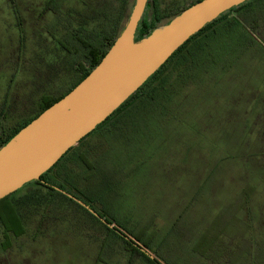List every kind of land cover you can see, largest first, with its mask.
Returning <instances> with one entry per match:
<instances>
[{
	"label": "rangeland",
	"instance_id": "374dc122",
	"mask_svg": "<svg viewBox=\"0 0 264 264\" xmlns=\"http://www.w3.org/2000/svg\"><path fill=\"white\" fill-rule=\"evenodd\" d=\"M192 1L149 0L147 6L163 24ZM100 2L0 0V106H9L10 121L29 113L42 93L57 94L71 82L58 43L66 35V13L72 22L84 15L90 28L98 19L94 12L88 17L89 7ZM133 2L121 10L123 25ZM241 12L239 19L254 25L246 27L264 45V0ZM216 46L232 62V39ZM250 49L230 68L213 66L207 77L199 72L198 91L173 108L182 109L174 114L178 119L132 109L118 130L106 123L68 154L65 166L81 189L87 167L77 153L91 160L93 173L83 188L94 198L88 204L127 232L142 231V239L152 234V250L172 264H264V51ZM36 187L30 183L12 195L22 202L25 231L6 237L0 225V264H127L124 245L118 239L105 245L106 231L96 219L62 197L48 200ZM5 239L10 246L3 249ZM195 248L208 250L202 255ZM132 264L143 262L134 257Z\"/></svg>",
	"mask_w": 264,
	"mask_h": 264
},
{
	"label": "trees",
	"instance_id": "16d2710c",
	"mask_svg": "<svg viewBox=\"0 0 264 264\" xmlns=\"http://www.w3.org/2000/svg\"><path fill=\"white\" fill-rule=\"evenodd\" d=\"M115 1L116 5L113 2L104 0L103 3H96L95 7L93 5L89 7V13L87 14L88 17L91 15V12H94L96 14L95 20L98 19V22H95V26L90 28L88 27L89 23L84 15L81 14L82 16L76 18L74 23V21L72 22V20L69 18V13H66V18H68V24L66 22L64 25L66 29V35L62 36L58 43L60 44V47L66 51L67 68L69 67L68 69L71 70V76L69 77L71 82L66 86V88H63L57 94L42 93L36 101L34 107L29 110V113H27L28 111H25L24 114L17 116L19 117V120L16 121L15 119L14 122L13 120L10 121L11 117L9 118V106L6 104L1 105L0 147L5 142H7L8 139L11 138L21 127L26 125L44 109L49 107L52 103L70 91L100 61L102 56L114 41L115 37L123 28V24L121 23V10L125 9L127 0ZM197 1L198 0H194L182 6L181 8L175 9L173 12H171V16L166 22L181 12L184 8ZM255 1L260 0L244 1L239 5L233 6L222 12L214 20L205 24L198 32L189 37L186 42H184L177 50H175L172 55L152 75H150L136 91H134L122 104L119 105L118 108H116L91 132L93 133L95 129L98 130L101 126L106 125V123L111 124L106 126V128L108 127L107 129L110 127L118 130L120 126H122L123 122L129 121L127 116L134 110L147 112V110L153 108L155 110L154 115L157 114L158 116L163 117L170 115L174 106L180 108V106L184 105L183 102H185L187 97L190 96L192 92H195V90L198 91V85L193 83H196L198 80H200L197 78L199 72L203 71L202 76H211L214 71L213 66H215V68L224 70L225 68H230L233 66L234 58H241L243 53L248 52V49L250 48H254V51H264V45H259L257 40L252 37L253 35L250 30H248L246 27V25H251L252 27H254V25L251 23L246 24L241 21V19H239V16H242L243 14L241 10L245 6L251 5ZM148 2L149 0H147L141 19L138 21L134 40H139L142 37L147 36L153 28L161 23L163 16L158 15L157 10L149 11L147 6ZM52 10L55 11V13L59 12L55 7H53ZM234 12L235 15L233 14ZM225 15H228L229 18H227L225 21H221ZM60 16L57 17L60 18ZM63 16L65 17V15ZM249 19L254 21V18L252 17H249ZM230 38L234 44V49L232 50L234 51V56L232 62L229 63L227 61V56L229 55L227 50L221 52L218 51V49L216 51L212 48L221 41H228ZM212 54H214V58ZM189 83L193 85L191 86L192 88L190 87L189 90H185L186 93L181 95L184 91V88L187 85H190ZM142 91L143 93H141ZM153 109L151 110L153 111ZM178 110L177 113H172L175 119H178L177 116L181 115L179 112L182 111V109L179 111ZM91 132L80 139L76 145L68 149L66 153H64L52 167L40 175L39 179L32 180L28 183H25L24 185L33 183L37 186L36 191L38 190V192L48 200H50L53 195L60 198L62 197V202L65 200L67 203L72 202V204L79 210H83L91 218L96 219L95 221L104 227L106 231L104 242L105 245L108 240L110 242H114L117 239L121 241L122 245H124V250L128 253L127 264H132L134 257L140 259L143 264H163L159 259L163 260L164 264H172L164 260L159 254H157L155 250H152V234H150L145 239H142V231L138 234L127 232L125 230V226L121 225L105 210L99 208V214L101 217L104 218L108 223L113 221L117 228L114 226L109 227L100 219L95 218V216L87 211L86 208L75 202L70 197L66 196L61 191L53 187H46L45 185L38 182L40 180L49 181L54 185V187L60 188L75 197L77 196L73 193L81 196L83 198L81 200L86 204H94V198H91L90 195L83 189L88 186L87 179L89 178V174L93 173V171H90L93 170V166L90 162L91 160L86 158V155L83 153L85 151L80 150L77 153L80 161L88 168H84V170H87V172L82 178L85 182V187L81 189L77 186L76 181L78 178L75 171H70L65 166L69 152L75 150L74 148H77V146L82 144L84 140L92 134ZM53 170H55L54 174ZM70 190H72L73 193ZM16 191L10 193V196H12ZM45 194H47V196ZM9 201V195L0 199V203H6L4 211H2L0 208V225L3 227L4 236H6L5 233H10L14 237H18L25 231L21 215L17 211L19 210L18 203L22 202L19 198L15 199V204L13 206L9 203ZM36 206L38 205H33L32 208L36 209ZM93 209L96 210V208ZM116 229H118L120 232H118ZM124 234L129 238H126ZM133 241L145 248V251L149 250L153 257L148 255V251H142L139 247L134 245ZM1 246L3 249H6L10 246L9 241L6 239L3 240ZM193 250L204 255V251H207L208 249L201 251L200 249L195 248Z\"/></svg>",
	"mask_w": 264,
	"mask_h": 264
},
{
	"label": "water",
	"instance_id": "95a60500",
	"mask_svg": "<svg viewBox=\"0 0 264 264\" xmlns=\"http://www.w3.org/2000/svg\"><path fill=\"white\" fill-rule=\"evenodd\" d=\"M244 1L247 0H198L168 22L153 28L147 36L134 40L147 3V0H134L123 28L91 71L0 147V199L23 184L39 179L136 91L189 37L222 12ZM56 189L113 227L81 199Z\"/></svg>",
	"mask_w": 264,
	"mask_h": 264
},
{
	"label": "flooded vegetation",
	"instance_id": "af4514ba",
	"mask_svg": "<svg viewBox=\"0 0 264 264\" xmlns=\"http://www.w3.org/2000/svg\"><path fill=\"white\" fill-rule=\"evenodd\" d=\"M32 181V180H31ZM30 182V181H29ZM39 183H41V184H43V185H45L46 187H49V188H56V187H54V185L52 184V183H50L49 181H44V180H40V181H38ZM28 183V182H27ZM24 186V184L20 187V188H22ZM19 188V189H20ZM18 190V189H17ZM11 194H9V199H10V201H9V203L10 204H12L13 206H14V204H15V199L13 198L12 199V196H10ZM72 199V198H71ZM74 200V199H73ZM75 201V200H74ZM76 202V201H75ZM79 204V203H78ZM90 206V205H89ZM5 207H6V203H4V202H2V203H0V208H1V210L2 211H4L5 210ZM91 207V206H90ZM92 208V207H91ZM93 209V208H92ZM94 210V209H93ZM18 211V213L21 215V212H20V210H17ZM87 211H89V210H87ZM96 211V210H95ZM90 212V211H89ZM98 214H99V212L98 211H96ZM91 213V212H90ZM92 215H94L93 213H91ZM100 215V214H99ZM95 217H97L96 215H94ZM101 216V215H100ZM97 219H99L98 217H97ZM2 228V231H3V227H1Z\"/></svg>",
	"mask_w": 264,
	"mask_h": 264
}]
</instances>
